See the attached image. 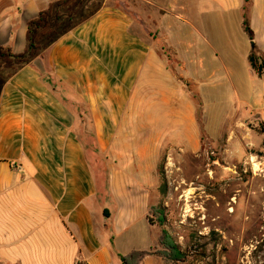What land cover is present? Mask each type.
Masks as SVG:
<instances>
[{
    "label": "crops",
    "instance_id": "obj_1",
    "mask_svg": "<svg viewBox=\"0 0 264 264\" xmlns=\"http://www.w3.org/2000/svg\"><path fill=\"white\" fill-rule=\"evenodd\" d=\"M53 1L0 0V47L22 53L27 23ZM202 1L206 65H223L221 79L226 65L250 68L254 48L264 56V0L251 3L252 41L245 0ZM139 2L159 12L146 14L150 30L111 0L81 5L82 18L48 38L39 58L0 69V264H123L134 252L149 253L137 264H165L150 253L156 235L145 166L175 127L193 134L195 105L160 53L174 54L178 72L202 65L203 36L185 0ZM217 76L206 71V84H220ZM132 149L142 152L139 174L130 168ZM88 153L108 156L112 210L100 202Z\"/></svg>",
    "mask_w": 264,
    "mask_h": 264
},
{
    "label": "rangeland",
    "instance_id": "obj_2",
    "mask_svg": "<svg viewBox=\"0 0 264 264\" xmlns=\"http://www.w3.org/2000/svg\"><path fill=\"white\" fill-rule=\"evenodd\" d=\"M100 1L85 0L82 5L92 9ZM139 1L111 3L147 20L150 30L146 14L156 19L159 12L145 10ZM185 1L189 17L203 36L197 37L201 53L196 55L203 64L182 65L178 72L174 54L166 50L160 57L173 74L182 75L180 83L195 105V127L193 134L175 127L158 150L148 151L145 167L153 185L146 187L148 218L156 235L150 253L165 264H264V84L249 65H226L227 80L221 79L223 65H206V2ZM81 8L59 31L82 18ZM53 36L43 38L41 46ZM206 71L217 72L215 82L220 84H206ZM139 152L129 153L130 168L136 174ZM88 159L100 202L112 210L108 156L88 153ZM148 240L147 235L144 242Z\"/></svg>",
    "mask_w": 264,
    "mask_h": 264
},
{
    "label": "trees",
    "instance_id": "obj_3",
    "mask_svg": "<svg viewBox=\"0 0 264 264\" xmlns=\"http://www.w3.org/2000/svg\"><path fill=\"white\" fill-rule=\"evenodd\" d=\"M84 1L56 0L50 3L46 9L39 12L36 18L27 23L25 48L22 53L16 54L8 46L0 47V68L15 71L31 64L35 59L39 58L43 53V47L41 46L42 39L57 32L60 26L72 17L73 10L80 7ZM251 3L252 0H245L243 8V28L248 38L252 41L253 32L248 23ZM67 9H70V12H66ZM249 63L258 78L264 76V56L255 48L249 56ZM149 223L151 224L150 220ZM148 254V252H134L128 257H121V260L123 264H137Z\"/></svg>",
    "mask_w": 264,
    "mask_h": 264
},
{
    "label": "bare ground",
    "instance_id": "obj_4",
    "mask_svg": "<svg viewBox=\"0 0 264 264\" xmlns=\"http://www.w3.org/2000/svg\"><path fill=\"white\" fill-rule=\"evenodd\" d=\"M230 211L232 212L233 210H232V209H230ZM230 211H229V212H230Z\"/></svg>",
    "mask_w": 264,
    "mask_h": 264
},
{
    "label": "water",
    "instance_id": "obj_5",
    "mask_svg": "<svg viewBox=\"0 0 264 264\" xmlns=\"http://www.w3.org/2000/svg\"><path fill=\"white\" fill-rule=\"evenodd\" d=\"M251 46L253 47V43L251 44Z\"/></svg>",
    "mask_w": 264,
    "mask_h": 264
}]
</instances>
